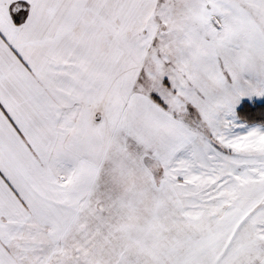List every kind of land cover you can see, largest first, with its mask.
<instances>
[{
    "label": "snow or ice",
    "instance_id": "snow-or-ice-1",
    "mask_svg": "<svg viewBox=\"0 0 264 264\" xmlns=\"http://www.w3.org/2000/svg\"><path fill=\"white\" fill-rule=\"evenodd\" d=\"M0 264H264V0H0Z\"/></svg>",
    "mask_w": 264,
    "mask_h": 264
}]
</instances>
